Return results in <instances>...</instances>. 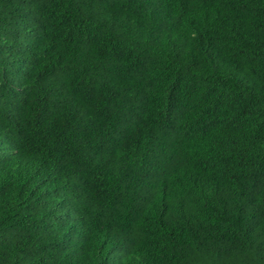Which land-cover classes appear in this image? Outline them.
<instances>
[{
	"label": "trees",
	"instance_id": "1",
	"mask_svg": "<svg viewBox=\"0 0 264 264\" xmlns=\"http://www.w3.org/2000/svg\"><path fill=\"white\" fill-rule=\"evenodd\" d=\"M0 264H264V0H0Z\"/></svg>",
	"mask_w": 264,
	"mask_h": 264
}]
</instances>
